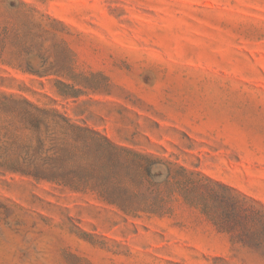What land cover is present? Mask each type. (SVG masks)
I'll return each instance as SVG.
<instances>
[{
  "label": "rangeland",
  "instance_id": "obj_1",
  "mask_svg": "<svg viewBox=\"0 0 264 264\" xmlns=\"http://www.w3.org/2000/svg\"><path fill=\"white\" fill-rule=\"evenodd\" d=\"M0 34V93L264 206V0H0ZM173 206L126 217L0 176V264H264L263 236L243 246Z\"/></svg>",
  "mask_w": 264,
  "mask_h": 264
},
{
  "label": "trees",
  "instance_id": "obj_2",
  "mask_svg": "<svg viewBox=\"0 0 264 264\" xmlns=\"http://www.w3.org/2000/svg\"><path fill=\"white\" fill-rule=\"evenodd\" d=\"M27 72L45 77L51 69ZM4 175L92 192L126 217H161L181 201L243 246L264 238V206L235 189L169 159L116 145L57 109L0 93Z\"/></svg>",
  "mask_w": 264,
  "mask_h": 264
}]
</instances>
